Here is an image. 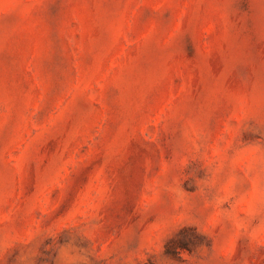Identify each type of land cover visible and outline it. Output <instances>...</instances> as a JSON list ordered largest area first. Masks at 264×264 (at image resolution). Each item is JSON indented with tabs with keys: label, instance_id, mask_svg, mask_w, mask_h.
<instances>
[{
	"label": "rangeland",
	"instance_id": "374dc122",
	"mask_svg": "<svg viewBox=\"0 0 264 264\" xmlns=\"http://www.w3.org/2000/svg\"><path fill=\"white\" fill-rule=\"evenodd\" d=\"M0 264H264V0H0Z\"/></svg>",
	"mask_w": 264,
	"mask_h": 264
}]
</instances>
